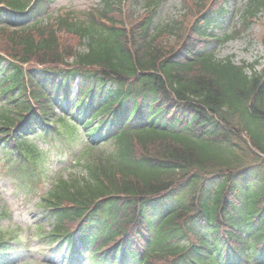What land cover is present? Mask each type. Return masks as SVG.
I'll list each match as a JSON object with an SVG mask.
<instances>
[{
	"label": "trees",
	"instance_id": "obj_1",
	"mask_svg": "<svg viewBox=\"0 0 264 264\" xmlns=\"http://www.w3.org/2000/svg\"><path fill=\"white\" fill-rule=\"evenodd\" d=\"M122 1L25 24L45 0H0L3 138L28 163L32 133L80 125L86 140L77 170L40 199L47 242H72L76 227L96 263L121 253L138 264H264V65L206 46L248 29L264 0H242L241 26L222 37L207 29L230 0H182L183 14L164 25L152 24L163 0H127L123 11ZM63 99L69 112L53 119Z\"/></svg>",
	"mask_w": 264,
	"mask_h": 264
},
{
	"label": "rangeland",
	"instance_id": "obj_2",
	"mask_svg": "<svg viewBox=\"0 0 264 264\" xmlns=\"http://www.w3.org/2000/svg\"><path fill=\"white\" fill-rule=\"evenodd\" d=\"M99 0H53L50 12L60 9L87 10L89 6L98 3ZM242 1H233L228 6V14L225 18L217 20V24L212 31L221 33L230 31L233 24L238 19L234 10L242 5ZM141 7L137 6L136 10ZM181 12L179 0H165L158 8L154 23H168L175 19ZM264 23V14L261 16ZM263 25L255 24L240 37L230 40L225 44L213 46L217 57L231 56L233 60L253 61L257 57L263 56V47L258 40L261 35ZM75 88V84H74ZM74 92V90H73ZM53 134L49 137L33 138L38 143L42 151L43 159L40 168H37L40 178L36 183H25L24 179L5 175L8 164L4 161L5 152L0 150V211H5L6 216H0V230L6 231L8 245H13V241L19 242L18 249L9 251L6 256L0 257V264H65L63 262L64 247L55 252L52 247L43 245L40 236L36 234L37 221L40 218V209L36 206L39 195L44 193L54 179L55 175L65 176L80 149V142L72 136ZM42 226L40 232L48 229V222ZM75 264V263H74ZM77 264H87L84 258Z\"/></svg>",
	"mask_w": 264,
	"mask_h": 264
}]
</instances>
